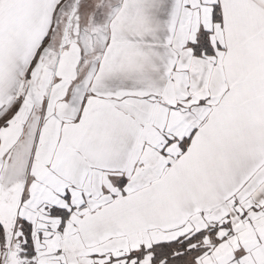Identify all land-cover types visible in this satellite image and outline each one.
Returning a JSON list of instances; mask_svg holds the SVG:
<instances>
[{"label":"snow or ice","instance_id":"6c2138e0","mask_svg":"<svg viewBox=\"0 0 264 264\" xmlns=\"http://www.w3.org/2000/svg\"><path fill=\"white\" fill-rule=\"evenodd\" d=\"M0 264H264V0H0Z\"/></svg>","mask_w":264,"mask_h":264}]
</instances>
